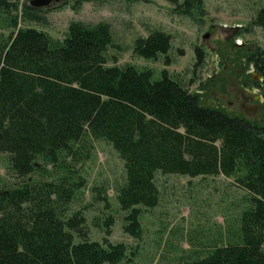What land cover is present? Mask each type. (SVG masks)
<instances>
[{
	"label": "trees",
	"instance_id": "obj_1",
	"mask_svg": "<svg viewBox=\"0 0 264 264\" xmlns=\"http://www.w3.org/2000/svg\"><path fill=\"white\" fill-rule=\"evenodd\" d=\"M166 1L187 15L203 4ZM44 11L0 0V30L10 31L0 35V153L8 154L17 178L0 182V264L128 259L125 243L108 240L113 214L106 216L102 242L88 237L83 214L68 215L87 186L83 165L97 140L112 145L124 163V181L115 189L126 233L141 238L142 215L159 205L158 172L223 175L243 192L238 214L219 243L184 264H264V125L204 105L167 69L155 79L151 68L108 65V50L118 47L108 22L71 21L63 40L26 26L45 24ZM250 27L264 33V7ZM172 39L155 29L135 39L133 52L169 66ZM195 54L200 67L205 52L196 47ZM246 58L264 79V52L256 48ZM94 191L110 208L107 188Z\"/></svg>",
	"mask_w": 264,
	"mask_h": 264
},
{
	"label": "rangeland",
	"instance_id": "obj_2",
	"mask_svg": "<svg viewBox=\"0 0 264 264\" xmlns=\"http://www.w3.org/2000/svg\"><path fill=\"white\" fill-rule=\"evenodd\" d=\"M28 1L20 0L23 4ZM202 2L201 7L187 15L166 0H62L42 12L45 24L32 22L26 26L63 40L71 21L108 22L118 46L108 50V65L151 68L155 79L167 69L197 93L204 105L223 108L264 125V79L246 60V55L256 48L264 52L262 29L250 27L256 12L264 7V0ZM155 29L172 35L169 66L164 65V58L146 60L133 52L135 39ZM9 32L0 30V35L6 37ZM196 47L205 52L200 67H195ZM83 171L87 186L71 202L68 215L83 214L88 237L102 242L107 236L106 216L113 214L115 223L108 240L125 243L129 248L128 259L119 264H184L185 259L220 242L238 214L243 195L233 180L223 175L193 178L158 172L155 180L161 200L142 215V236L136 239L123 229L115 188L124 181V163L112 145L95 141L92 157L84 163ZM16 181L9 169L8 154L0 153V182L11 185ZM95 186L107 188L110 208L95 198Z\"/></svg>",
	"mask_w": 264,
	"mask_h": 264
},
{
	"label": "water",
	"instance_id": "obj_3",
	"mask_svg": "<svg viewBox=\"0 0 264 264\" xmlns=\"http://www.w3.org/2000/svg\"><path fill=\"white\" fill-rule=\"evenodd\" d=\"M62 0H29L27 5L35 9H49L53 3L60 4Z\"/></svg>",
	"mask_w": 264,
	"mask_h": 264
},
{
	"label": "flooded vegetation",
	"instance_id": "obj_4",
	"mask_svg": "<svg viewBox=\"0 0 264 264\" xmlns=\"http://www.w3.org/2000/svg\"><path fill=\"white\" fill-rule=\"evenodd\" d=\"M52 7V6H51Z\"/></svg>",
	"mask_w": 264,
	"mask_h": 264
}]
</instances>
